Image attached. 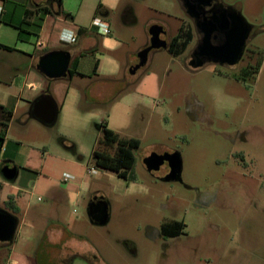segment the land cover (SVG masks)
Wrapping results in <instances>:
<instances>
[{
  "label": "rangeland",
  "instance_id": "1",
  "mask_svg": "<svg viewBox=\"0 0 264 264\" xmlns=\"http://www.w3.org/2000/svg\"><path fill=\"white\" fill-rule=\"evenodd\" d=\"M218 2L223 8L237 9L259 31L250 35L246 53L234 66L207 63L190 69L198 35L179 57L165 50L149 54L142 73L157 76V102L162 105L144 113L130 111L128 128L141 138L135 152V182L100 170L90 177L87 170L94 167L92 151L102 150L96 147L101 118L108 120L102 112L110 110L108 101L137 89L145 75L141 70L134 76L125 73L124 84H97L93 93L97 99L83 93L79 110L94 112L80 114L83 121L76 125L60 116L50 127L40 128L28 119L29 124L21 128V115H16L9 139L19 140L24 150L45 147L48 154L33 196L26 197L28 214L16 217L12 243L0 244V264L20 257L26 264H62L76 253L88 263L76 258L70 264H264V187L260 186L264 175V0ZM128 4L136 12L137 23L125 27L116 20L112 23L114 37L130 39L127 52L135 53L143 46L148 21L149 27L165 28L163 24H171L170 16H182L175 0H123L122 6ZM171 25L176 27L174 22ZM0 60L23 61L7 54H1ZM64 83L50 84L61 90ZM172 153L180 155L181 183L160 181L144 165L152 154ZM65 175L73 179L63 181ZM47 185L52 187L50 192L56 187L66 197L58 194L52 201ZM9 193L15 192L9 188L0 192L1 210H5L1 201ZM95 194L104 197L109 207L108 222L102 226L91 225L87 216L88 202ZM172 220L184 223L183 234L168 241L157 238L154 233ZM11 246L10 253L7 247Z\"/></svg>",
  "mask_w": 264,
  "mask_h": 264
},
{
  "label": "crops",
  "instance_id": "2",
  "mask_svg": "<svg viewBox=\"0 0 264 264\" xmlns=\"http://www.w3.org/2000/svg\"><path fill=\"white\" fill-rule=\"evenodd\" d=\"M122 3L123 0H91L89 3H84L83 0H60L59 2L56 0H0L2 7L0 45L12 50L0 49V55H16L23 59L21 64L19 62L11 63L9 60H0V123L7 125L3 143L0 145L2 149L0 167L14 166L18 172L14 182H6L0 178V192H3L5 188L15 192L14 194L9 193L1 202L4 203L8 196L14 197L15 206L19 210L18 216L23 217L28 214L26 212L29 211L30 205L29 201H26V197L33 196V190L35 185L39 183L38 178L44 169L43 161L48 151L45 147H42L41 151L32 148L24 150L23 144L19 140L9 139L10 124L19 113L21 115L19 123L22 125L21 128H25L29 124L27 120L30 119L29 109L33 101L49 94L58 107L57 118L61 116L64 120L71 121L73 125H76V122L83 121V117H81L83 114L94 112L79 110L83 93L88 98L95 97L97 99L99 96L93 95L97 84L104 82L124 84L126 82L123 76L135 65L137 53L148 45L151 21L146 23L143 46L139 47L135 53L127 52L130 39L120 40L114 37L112 23L116 20L115 22L118 21L125 27L127 24L137 23L138 19L133 6L129 4L122 6ZM175 4H177L176 6L182 16H170L171 24L173 22L176 24L174 29L171 24H163L168 40L177 34L182 25H189L185 17L183 18L186 13L180 0H175ZM99 5L101 8L96 14V8ZM39 7H46L49 14L43 15L41 12H35ZM145 9L149 8L146 6ZM62 11L72 18H64L61 14ZM97 18L108 23L110 35L104 36L92 26V21ZM39 19L41 21H38ZM34 23H37L39 28H32L31 24ZM20 27L23 30L21 36H19ZM67 31L76 34V40L72 44H64L60 40L61 34ZM195 35L197 33L194 29V37L191 43L195 41ZM37 38L44 41V48L39 49L35 46ZM58 50H64L70 54L71 61L75 60L77 74L83 76L76 75L72 79L68 77L62 79L65 83L61 90L60 86L53 88L50 84L52 81L58 80H48L36 70V65L42 55ZM96 62L98 66L94 75ZM145 67L141 70V75L145 74L144 78L137 89L130 94L121 95L112 104L107 112L108 120L101 118V124L121 138L136 139L139 142L140 136L128 128L132 116L130 111L138 110L139 112L136 113H144L150 108H159L162 105L157 102L160 94L158 78L154 73H142ZM2 108L10 111L9 117L2 112ZM102 114L105 115L106 112H102ZM140 121L143 123L144 118L142 117ZM36 124L41 126L40 128H45L38 122ZM51 188L50 185L45 187L49 192ZM53 190L54 192H50L52 201L53 199L54 201L57 200V197L60 196L66 197L63 190L56 187H53ZM99 195L95 194V196ZM56 223L63 225L60 222ZM73 235L81 240L78 238L81 236ZM1 245L7 246L8 244ZM12 249V246L7 247L10 253ZM26 261L20 257L19 260H7L6 263L26 264Z\"/></svg>",
  "mask_w": 264,
  "mask_h": 264
},
{
  "label": "water",
  "instance_id": "3",
  "mask_svg": "<svg viewBox=\"0 0 264 264\" xmlns=\"http://www.w3.org/2000/svg\"><path fill=\"white\" fill-rule=\"evenodd\" d=\"M180 2L187 17L193 22L195 31L200 35L188 64L189 68L197 70L207 63L220 66L236 65L242 59L252 26L236 9L223 8L218 0ZM216 3L219 4V8H216ZM215 40L218 41L216 44L213 43ZM168 44L166 31L160 26L151 27L148 45L137 53V63L129 69V75L134 76L146 66L152 51L167 50ZM70 61L71 57L67 51L47 52L39 58L36 70L48 80L66 79L69 76ZM57 116L58 107L49 94L34 100L29 109L30 119L45 127L54 125ZM144 165L150 172L161 168L162 171L154 175V178L160 181L181 183L182 164L178 153L152 154L144 160ZM0 174L6 182H14L18 172L16 167L5 165L0 169ZM87 216L91 225H105L109 219L107 202L103 199L89 202ZM17 227L16 217L0 209L1 244L12 243Z\"/></svg>",
  "mask_w": 264,
  "mask_h": 264
},
{
  "label": "trees",
  "instance_id": "4",
  "mask_svg": "<svg viewBox=\"0 0 264 264\" xmlns=\"http://www.w3.org/2000/svg\"><path fill=\"white\" fill-rule=\"evenodd\" d=\"M59 2L60 0H56ZM101 6L99 5L96 8V14L98 10H100ZM35 12H41L43 15L49 14V10L46 7H39L35 10ZM64 18L71 19L72 17L61 12ZM29 15V14H27ZM38 21H41L39 19ZM32 28H39L37 23L31 24ZM23 33V30L20 27L19 36ZM194 37V29L193 26L190 25H182L177 34L169 40L167 53L173 57H179L187 50L188 46L192 42ZM0 49L6 51H12L7 47H3L0 45ZM98 63H95L93 74H96ZM81 76L76 72V63L75 60L71 61L69 66V79H72L74 76ZM50 82V81H48ZM119 97L114 98L111 101H108L107 107H111L114 102H116ZM101 103H96L95 105L100 106ZM3 113L6 115H10V111L5 108L1 109ZM82 111H90L88 108ZM107 114V111H106ZM6 124L0 123V145L3 143V136L6 130ZM98 129L101 131V138L97 141L96 147H102V150H97L95 148L92 151V164L93 169L100 170L104 173H109L115 176L118 179L124 180L126 182H135V174L134 167L136 164L135 152L139 149L140 142L136 139H125L121 138L118 134L113 131L107 129L106 126L100 124ZM72 149V148H71ZM104 149H110L112 152H107ZM1 190V185H0ZM5 211L17 217L19 215V210L15 206L14 197L8 196L6 201L3 203ZM185 225L180 221H172L170 223L164 224L161 226V234L166 239H174L183 234ZM168 232L170 235H168Z\"/></svg>",
  "mask_w": 264,
  "mask_h": 264
},
{
  "label": "built area",
  "instance_id": "5",
  "mask_svg": "<svg viewBox=\"0 0 264 264\" xmlns=\"http://www.w3.org/2000/svg\"><path fill=\"white\" fill-rule=\"evenodd\" d=\"M1 11H2V7L0 6V16H1ZM92 26L94 28H96L102 35L104 36H108L110 35V27L108 25V23H106L105 21L101 20V19H94L92 21ZM60 40L62 43L64 44H72L75 42L76 40V34L73 32H64L61 34ZM35 46L39 49H42L45 47V43L43 40L37 38L36 42H35ZM2 151L1 147H0V152ZM97 174V171L95 169H88L87 170V175L88 176H94ZM63 181H69L72 180L73 178L69 175H65Z\"/></svg>",
  "mask_w": 264,
  "mask_h": 264
},
{
  "label": "flooded vegetation",
  "instance_id": "6",
  "mask_svg": "<svg viewBox=\"0 0 264 264\" xmlns=\"http://www.w3.org/2000/svg\"><path fill=\"white\" fill-rule=\"evenodd\" d=\"M216 8H219V4L218 3H216ZM208 10V9H207ZM237 10V9H236ZM193 23V22H192ZM194 25V24H193ZM261 29L262 30H264V24L261 26ZM259 31V27H257V28H252V31H251V33H250V35L252 34V33H254V34H256L257 32ZM197 33V32H196ZM197 35H198V37H199V40H200V35L197 33ZM250 35H249V37H250ZM199 40H198V42H199ZM218 41L217 40H215L213 43L214 44H216ZM198 43H196V45H197ZM196 47V46H195ZM195 49V48H194ZM194 49H193V51H194ZM193 51H192V53H193ZM192 53H191V55H190V60H189V62L191 61V56H192ZM246 53V50H245V52H244V54ZM253 53V52H252ZM244 56V55H243ZM249 60L251 61V60H253V54L249 57ZM189 62H188V64H189ZM161 169V168H160ZM160 169H158V173H160L161 171H162V169L160 170ZM157 172L155 171H153V177H154V175H156L157 174ZM260 183H261V187L263 186L264 187V175L263 176H260ZM94 199H98V201H101L102 199L103 200H105V198L104 197H102L101 195H99V196H93L90 200H89V202H91L92 200H94ZM106 201V200H105ZM88 202V203H89ZM173 221V220H172ZM172 221H170V222H172ZM170 222H166V223H163L162 225H164V224H167V223H170ZM161 225V226H162ZM161 226H160V228H161ZM155 234V236L157 237V238H160V239H162L163 241H168V240H170V238L169 239H166V238H164L163 236H162V234H161V230L159 229V231L158 232H155L154 233ZM168 235H170V233L168 232ZM76 258H81L82 260H84L86 263H88L87 261H86V258L85 257H83V255H81V254H78V253H76V254H74V255H71V256H68V257H66L65 259H64V261L62 262V264H70V262H72V260L73 259H76Z\"/></svg>",
  "mask_w": 264,
  "mask_h": 264
}]
</instances>
